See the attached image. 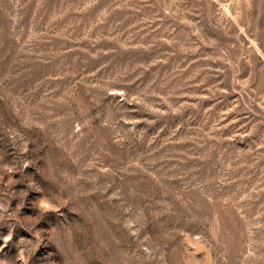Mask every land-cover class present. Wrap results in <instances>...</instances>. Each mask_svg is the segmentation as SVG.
Returning a JSON list of instances; mask_svg holds the SVG:
<instances>
[{
  "label": "rangeland",
  "instance_id": "374dc122",
  "mask_svg": "<svg viewBox=\"0 0 264 264\" xmlns=\"http://www.w3.org/2000/svg\"><path fill=\"white\" fill-rule=\"evenodd\" d=\"M0 264H264V0H0Z\"/></svg>",
  "mask_w": 264,
  "mask_h": 264
},
{
  "label": "clouds",
  "instance_id": "9594fccd",
  "mask_svg": "<svg viewBox=\"0 0 264 264\" xmlns=\"http://www.w3.org/2000/svg\"><path fill=\"white\" fill-rule=\"evenodd\" d=\"M40 204H41V207H43V208H48L50 206L49 204H47L44 201H41Z\"/></svg>",
  "mask_w": 264,
  "mask_h": 264
}]
</instances>
